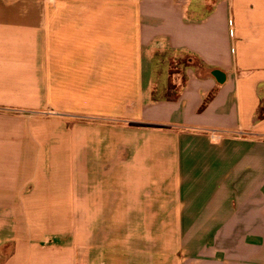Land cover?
I'll return each instance as SVG.
<instances>
[{
  "label": "crops",
  "instance_id": "1",
  "mask_svg": "<svg viewBox=\"0 0 264 264\" xmlns=\"http://www.w3.org/2000/svg\"><path fill=\"white\" fill-rule=\"evenodd\" d=\"M261 108L264 0H0V264H264Z\"/></svg>",
  "mask_w": 264,
  "mask_h": 264
},
{
  "label": "trees",
  "instance_id": "2",
  "mask_svg": "<svg viewBox=\"0 0 264 264\" xmlns=\"http://www.w3.org/2000/svg\"><path fill=\"white\" fill-rule=\"evenodd\" d=\"M154 97L155 99H160L161 93H159L158 91L154 92ZM177 97V92L174 88V86H171V88L168 90L167 95L165 96L166 100H175ZM258 118L259 119H263L264 118V108H261V110L258 113Z\"/></svg>",
  "mask_w": 264,
  "mask_h": 264
},
{
  "label": "rangeland",
  "instance_id": "3",
  "mask_svg": "<svg viewBox=\"0 0 264 264\" xmlns=\"http://www.w3.org/2000/svg\"><path fill=\"white\" fill-rule=\"evenodd\" d=\"M169 59L167 60V64H169L170 66H172V67H174V66H176V63H173V61H171V55H169L168 54V56H167ZM172 60H174V59H172ZM169 61H171L170 63H169ZM183 64V65H182ZM184 64H185V62H182V61H180L179 63H178V66H179V68L180 69H182V67L181 66H183L184 67ZM174 248V247H173ZM166 248H164V250H165ZM167 249H171V247H168ZM175 258V257H174ZM166 260H169V264H170V259H166ZM172 260H174V259H172ZM165 261V260H164Z\"/></svg>",
  "mask_w": 264,
  "mask_h": 264
}]
</instances>
